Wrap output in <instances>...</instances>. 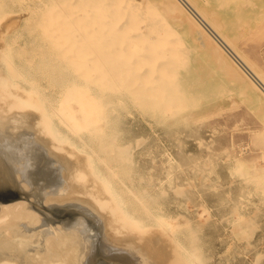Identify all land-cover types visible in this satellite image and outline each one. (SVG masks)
<instances>
[{
	"label": "bare ground",
	"instance_id": "1",
	"mask_svg": "<svg viewBox=\"0 0 264 264\" xmlns=\"http://www.w3.org/2000/svg\"><path fill=\"white\" fill-rule=\"evenodd\" d=\"M16 1L0 0V264H206L189 224L129 184L116 105L173 116L187 96L190 49L152 2L208 36L264 104V76L219 13L199 0H21L20 15Z\"/></svg>",
	"mask_w": 264,
	"mask_h": 264
},
{
	"label": "rangeland",
	"instance_id": "2",
	"mask_svg": "<svg viewBox=\"0 0 264 264\" xmlns=\"http://www.w3.org/2000/svg\"><path fill=\"white\" fill-rule=\"evenodd\" d=\"M199 1L219 13L227 37L264 76V0ZM152 3L190 49L179 71L188 92L173 116L133 99L116 105V133L130 145L137 173L129 184L158 195L163 214L179 217L174 225L189 224L206 264H255L259 256L264 264V104L228 71L208 36L200 37L174 7ZM25 4L11 7L23 15Z\"/></svg>",
	"mask_w": 264,
	"mask_h": 264
}]
</instances>
